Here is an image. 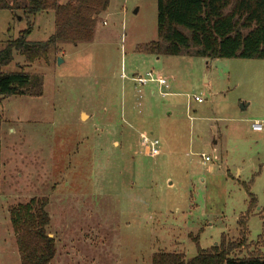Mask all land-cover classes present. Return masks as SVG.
Returning a JSON list of instances; mask_svg holds the SVG:
<instances>
[{"label": "rangeland", "instance_id": "rangeland-1", "mask_svg": "<svg viewBox=\"0 0 264 264\" xmlns=\"http://www.w3.org/2000/svg\"><path fill=\"white\" fill-rule=\"evenodd\" d=\"M32 23L27 40L46 41L54 14ZM156 24L157 0H110L91 41L57 43L31 65L13 53L0 68L42 78L41 97L0 102V264H20L8 215L31 198L48 200L51 264H151L157 252L190 260L196 243L238 239L249 182L257 207L234 256H264V131L250 129L264 121V60L157 62L135 52L156 41ZM26 28L21 13L0 11V50ZM151 71L180 96L135 87L132 77ZM143 135L160 140L159 156L141 152Z\"/></svg>", "mask_w": 264, "mask_h": 264}, {"label": "trees", "instance_id": "trees-1", "mask_svg": "<svg viewBox=\"0 0 264 264\" xmlns=\"http://www.w3.org/2000/svg\"><path fill=\"white\" fill-rule=\"evenodd\" d=\"M110 0H0V11H15L27 20V28L17 38L7 41L0 50V68L13 60V53L23 57L26 65L44 59L50 46L57 43H86L93 37L96 18L105 12ZM54 14L53 34L43 42H29L32 21L37 15ZM157 38L155 42L138 45L140 55L195 57L205 60H264V0H157ZM16 96H42V78L22 70L0 72V102ZM1 148V143H0ZM251 182L242 183L248 198L244 215L238 218V239L219 242L200 249L185 260L180 253L157 252L151 264H264V256L237 258L234 253L244 249L247 223L256 210L257 201L250 191ZM48 200L31 198L9 211L20 264H51L56 249L46 227L50 218Z\"/></svg>", "mask_w": 264, "mask_h": 264}, {"label": "built area", "instance_id": "built-area-1", "mask_svg": "<svg viewBox=\"0 0 264 264\" xmlns=\"http://www.w3.org/2000/svg\"><path fill=\"white\" fill-rule=\"evenodd\" d=\"M132 82L135 87L143 88L148 86L149 84H156L159 87V95L165 96L167 94V90L169 88L167 78L162 74L147 72L144 75H135L132 77ZM194 102L202 103L204 100L199 97H193ZM250 129L252 132L260 133L264 131V121L258 122L254 121L250 124ZM140 146L141 152L145 154V156L156 157L160 153V142L157 139L141 136L140 138ZM202 164L211 161V159L207 156H202Z\"/></svg>", "mask_w": 264, "mask_h": 264}, {"label": "crops", "instance_id": "crops-1", "mask_svg": "<svg viewBox=\"0 0 264 264\" xmlns=\"http://www.w3.org/2000/svg\"><path fill=\"white\" fill-rule=\"evenodd\" d=\"M151 57H153V58H155V61H159L160 60V58L162 57V56H159V57H155V56H151ZM136 75V74H135ZM205 84H209V80H206L205 79ZM151 85V84H150ZM157 88L159 89V87L157 86ZM169 90V89H168ZM148 92L147 93H149V95L150 96H153L154 94H155V92L152 90V89H148L147 90ZM180 96V94H178V93H174V92H168L165 96H160V97H162V98H165V97H173V98H176V97H179ZM194 101V100H193ZM196 103V102H195ZM203 103V102H202ZM202 103H200V104H202ZM196 104H199V103H196ZM148 112H150L149 110H148ZM150 113H152V112H150ZM127 115L129 116V120L130 119H132V116H131V114L130 113H127ZM148 115H151V114H148ZM126 118V115L125 114H121V119H123V120H126L125 119ZM167 118V117H166ZM160 141V140H159ZM115 144V146L117 147V146H119L118 145V142H115L114 143ZM161 144V143H160ZM140 150H141V148H140ZM159 155H160V153H159ZM158 155V156H159ZM190 200H191V198H190ZM194 207H195V205H193ZM191 207V206H190ZM192 208V207H191Z\"/></svg>", "mask_w": 264, "mask_h": 264}, {"label": "water", "instance_id": "water-1", "mask_svg": "<svg viewBox=\"0 0 264 264\" xmlns=\"http://www.w3.org/2000/svg\"><path fill=\"white\" fill-rule=\"evenodd\" d=\"M259 210V209H258Z\"/></svg>", "mask_w": 264, "mask_h": 264}]
</instances>
